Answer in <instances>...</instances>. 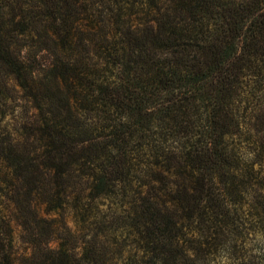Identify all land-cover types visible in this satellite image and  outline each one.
Listing matches in <instances>:
<instances>
[{"label": "trees", "instance_id": "trees-1", "mask_svg": "<svg viewBox=\"0 0 264 264\" xmlns=\"http://www.w3.org/2000/svg\"><path fill=\"white\" fill-rule=\"evenodd\" d=\"M216 263L264 264V0H0V264Z\"/></svg>", "mask_w": 264, "mask_h": 264}, {"label": "rangeland", "instance_id": "rangeland-1", "mask_svg": "<svg viewBox=\"0 0 264 264\" xmlns=\"http://www.w3.org/2000/svg\"><path fill=\"white\" fill-rule=\"evenodd\" d=\"M107 205H111V203H110V202H108V203H107ZM105 207H106V206H105ZM107 208L109 209V207H107ZM248 248H249V247H248ZM216 264H217V263H216Z\"/></svg>", "mask_w": 264, "mask_h": 264}]
</instances>
